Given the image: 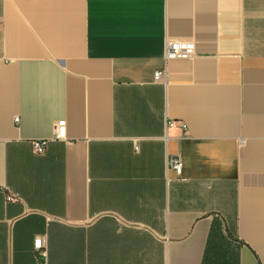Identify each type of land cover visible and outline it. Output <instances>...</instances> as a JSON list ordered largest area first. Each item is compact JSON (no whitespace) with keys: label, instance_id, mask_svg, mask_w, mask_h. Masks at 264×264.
I'll use <instances>...</instances> for the list:
<instances>
[{"label":"crops","instance_id":"obj_1","mask_svg":"<svg viewBox=\"0 0 264 264\" xmlns=\"http://www.w3.org/2000/svg\"><path fill=\"white\" fill-rule=\"evenodd\" d=\"M0 264H264V0H0Z\"/></svg>","mask_w":264,"mask_h":264},{"label":"built area","instance_id":"obj_2","mask_svg":"<svg viewBox=\"0 0 264 264\" xmlns=\"http://www.w3.org/2000/svg\"><path fill=\"white\" fill-rule=\"evenodd\" d=\"M195 51V46L192 43L179 42V41H169L165 47V60L173 59H188ZM165 76V71H157L154 74V80L156 82L161 81ZM18 122V118H15V123ZM176 123H170L169 126H175ZM66 121H58L54 125V132L51 139H39L31 141V146L33 151L37 154H42L45 152L48 144L52 141H65L66 140ZM182 159L180 156L169 157L167 159V168L173 170L178 176L182 174ZM34 246L39 250L42 246V241L37 239L34 242Z\"/></svg>","mask_w":264,"mask_h":264}]
</instances>
